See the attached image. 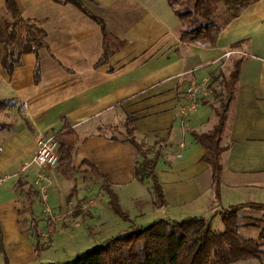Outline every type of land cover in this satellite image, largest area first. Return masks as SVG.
<instances>
[{
  "label": "crops",
  "instance_id": "1",
  "mask_svg": "<svg viewBox=\"0 0 264 264\" xmlns=\"http://www.w3.org/2000/svg\"><path fill=\"white\" fill-rule=\"evenodd\" d=\"M15 1L27 23L36 22L45 30L46 44L38 54L24 53L11 73L0 54V177H8L0 185V254L5 264L57 262L49 248L37 254L36 235L27 226L33 219L39 226L45 217L34 183L38 168L21 169L36 153L39 137L68 127L79 136L72 159L80 168L72 177L57 167L43 170L50 181L48 203L53 213L75 222L87 215L84 223L98 226L89 234L93 239L103 236L100 243L137 226L134 219L204 216L214 225L222 222L221 209L264 203V0L233 19L214 46L181 41V20L168 0L85 1L107 31L124 42L106 59L102 27L73 3ZM5 3L0 0V22L7 18ZM238 59L240 73L222 140L229 147L221 153L217 194L212 168L202 159L206 149L193 132L210 131L218 123L214 107L224 91L221 82ZM211 76L213 94L183 117L180 107L188 84ZM128 124L138 141L161 153L157 174L166 204L149 198L147 212L130 216L125 224L115 220V226L105 230L98 225L105 185L122 206L123 199L138 195L137 200L145 193L149 197L148 181L135 176L140 153L130 141ZM85 161L89 163L83 165ZM49 223L45 226L54 232L55 224ZM75 226L64 228L74 231Z\"/></svg>",
  "mask_w": 264,
  "mask_h": 264
},
{
  "label": "trees",
  "instance_id": "2",
  "mask_svg": "<svg viewBox=\"0 0 264 264\" xmlns=\"http://www.w3.org/2000/svg\"><path fill=\"white\" fill-rule=\"evenodd\" d=\"M65 1L76 5L102 27L105 59L124 45V42L117 40L107 31L105 22L100 16L91 13L85 7L84 2L90 0ZM257 1L168 0L181 20V27L178 31L181 41L203 46H214L223 29ZM3 9L6 11L7 18L0 22L1 63L11 73L20 63L24 53L38 54L39 49L46 44V32L36 22L27 23L24 20L15 0H6ZM241 60H235L229 76L224 77L222 82L220 80L224 91L217 95L218 106L214 107L218 123L210 131L193 132L195 140L206 149L202 159L212 168L213 186L217 194H219L223 170L221 153L229 147V145H222L223 132L230 106L235 98ZM211 77L209 86L213 88V76ZM126 130L128 135H131L130 141L140 153V159L135 166L136 178L141 182L151 181L157 197L156 204L165 205L163 188L157 174V163L161 153L158 150L152 152L144 142L138 141L133 136L134 129L131 124L126 126ZM56 137L59 142L60 155L57 168L65 177H72L73 173L80 168L74 166L72 159L73 151L79 141L78 133L74 128L68 127L57 133ZM86 163L89 162L85 161L82 164ZM92 168L97 172L94 166ZM104 189L109 196L108 201L113 212L129 221L130 216L123 210L114 190L109 185H105ZM246 207L264 210V204L258 202L224 208L221 211L224 229L221 231H217L211 220L204 216H191L181 220L161 218L148 226L132 227L114 235L72 260L47 264H235L248 259H256L259 264H264L262 248L264 219L242 223L240 214ZM49 222L53 224L51 220ZM37 223L38 221L33 219L28 230L36 235L35 250L39 255L41 251L51 247L53 240L50 237L49 243L41 242V233ZM244 227L257 228L258 237H246L241 231Z\"/></svg>",
  "mask_w": 264,
  "mask_h": 264
},
{
  "label": "rangeland",
  "instance_id": "3",
  "mask_svg": "<svg viewBox=\"0 0 264 264\" xmlns=\"http://www.w3.org/2000/svg\"><path fill=\"white\" fill-rule=\"evenodd\" d=\"M226 72L229 71V69H227V66L225 67ZM229 73V72H228ZM227 73V75H228ZM213 94V92L211 93V95ZM149 186V190L147 193H149V197L148 195H146L147 197H144V195L146 194H142L139 196V198L136 200H133L132 198H129V201H127V199H123V210L125 212H127L129 214V216H131L132 218L135 217L136 214H140L141 212H147V209L150 206L149 203V198L156 201L157 202V197L156 194L152 188V183L151 181H148ZM98 187H93L91 188V191L97 192ZM109 196L107 195L106 192L103 193V208L102 206L99 205L98 208V212H100L103 216V218L100 219V221L98 222V225H102L105 230L108 229V227H114L115 223L118 222H122V224H125L124 222H126L125 220H123L119 215H117L116 213L113 212V210L110 208L109 205ZM89 203V202H88ZM264 204V203H262ZM47 205L49 206V203L47 202ZM41 207L42 205H40V211H41ZM44 202H43V208H44ZM50 207V206H49ZM91 204L88 205L86 208L87 210H90ZM72 208V207H70ZM73 209V208H72ZM223 209H221L219 211V213L222 211ZM106 212L108 214H106ZM52 214V215H51ZM241 217H242V223L245 222H253L256 220H263L264 219V210L263 209H253L251 207H246L241 211ZM42 216L44 218H40L39 219V226L38 228L41 229L40 233H41V242L43 244L49 243L51 240L50 237H52V243H51V247L48 250V254L53 255L52 258L55 257L56 261L58 262H64V261H69L72 260L76 257H78L79 255H81L82 253L87 252L88 250L92 249L96 243L95 246L100 245L101 243L99 241H101V239L103 238V236L101 235H96L97 237L95 239H93V237L89 234L90 230H91V234H94L93 231L96 230V228L98 226L95 225V227L93 226L92 228H90V226L88 227L89 224H85L84 222H86V219H88V216L85 215V217L81 218L80 220H76L77 222H75V220L72 217H69L67 215H62L61 213H53V209L51 208V212H46L44 210ZM47 218V220H46ZM52 221L53 224H55V231L53 232L50 227H52L50 225V227L45 226L46 222ZM116 220V221H115ZM147 220H143V219H134V224L136 223L137 226H132L134 227H141V226H148L149 224H151L152 222H146ZM30 220L28 221L27 226H30ZM51 224V223H50ZM64 225H70V226H75V229L73 231L72 228H64ZM25 226V227H27ZM214 228L217 231H221L224 229V224L221 221H217L214 225ZM117 227V226H116ZM118 229V227H117ZM243 230H241L243 232V234L248 237V238H257L258 234H259V230L257 228H242ZM98 230V229H97ZM53 233H50V232ZM123 232V231H122ZM34 233V232H33ZM117 235V234H116ZM97 241V242H96ZM98 243V244H97ZM262 248L264 250V243L262 245ZM51 263V262H49ZM0 264H5L4 262V257L2 254H0ZM235 264H259V261L256 259H248V260H243L240 262H237Z\"/></svg>",
  "mask_w": 264,
  "mask_h": 264
},
{
  "label": "built area",
  "instance_id": "4",
  "mask_svg": "<svg viewBox=\"0 0 264 264\" xmlns=\"http://www.w3.org/2000/svg\"><path fill=\"white\" fill-rule=\"evenodd\" d=\"M230 54V52L228 53ZM210 78L201 80H192L185 91V101L180 107V114L183 117L190 116L197 109L199 102L210 95L211 89L209 86ZM59 142L56 135L49 137H39L37 139V150L32 159L23 165L22 172L29 170L32 166L38 168L35 176V188L41 195V200L44 202V210L51 212V208L47 205L48 202V186L50 184L49 177L44 173L45 168H55L60 161L58 152ZM8 180L7 176L0 177V185ZM52 215V214H51Z\"/></svg>",
  "mask_w": 264,
  "mask_h": 264
}]
</instances>
